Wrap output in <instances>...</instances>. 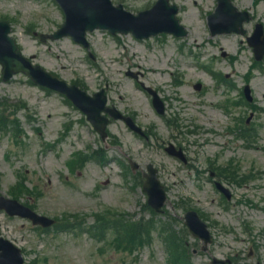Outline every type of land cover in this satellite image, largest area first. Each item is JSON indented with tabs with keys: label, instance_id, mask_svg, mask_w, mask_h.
I'll return each mask as SVG.
<instances>
[{
	"label": "rangeland",
	"instance_id": "374dc122",
	"mask_svg": "<svg viewBox=\"0 0 264 264\" xmlns=\"http://www.w3.org/2000/svg\"><path fill=\"white\" fill-rule=\"evenodd\" d=\"M111 1L136 13L156 0ZM231 1L252 16L244 24V35L211 37L206 18L216 0H171L179 7L177 18L187 30L185 37L136 40L130 34L110 36L96 30L86 33L89 48L85 49L68 37L40 42L35 36L51 34L63 22L52 0H0V20L11 25V36L25 56L68 85L76 83L89 94L104 90L108 106L122 114L132 113L148 135L147 140L134 136L121 121H112L107 131L118 143L110 144L111 138L104 143L64 97L16 75L0 83V113L6 114L9 124L19 121L26 136L18 137L24 144L15 145L12 136L0 135V194L32 192L21 202L29 201L37 213L50 218L77 220L82 230L97 215L153 218L176 232L178 244L187 241L183 250H192L193 264H211V257L231 258V264H264V74L250 68L252 52L246 44L254 24H264V0ZM260 63L264 65V59ZM153 67L165 70L146 71ZM141 84L163 101V115L152 108ZM244 86L252 98L247 105L240 103ZM225 98L239 104L224 111L219 105ZM236 118L242 120L239 125L248 126L253 145L245 148L246 143L235 137ZM66 125L69 132L63 134ZM169 144L183 151L187 164L165 154ZM75 151L98 154L105 162L93 159L71 170L66 161L78 160L71 157ZM129 160L139 166L136 172ZM147 164L157 169L167 192L164 213L154 216L145 206L141 189ZM223 167L233 170L238 183L222 176ZM211 173L230 190L228 205L208 180ZM17 174L23 176L21 185H17ZM190 209L206 217L211 226L213 242L205 253L184 228L183 215ZM52 229L41 233L0 211V236L25 251V264H169L159 226L151 229V243L131 255L113 251L85 231L76 235Z\"/></svg>",
	"mask_w": 264,
	"mask_h": 264
},
{
	"label": "water",
	"instance_id": "95a60500",
	"mask_svg": "<svg viewBox=\"0 0 264 264\" xmlns=\"http://www.w3.org/2000/svg\"><path fill=\"white\" fill-rule=\"evenodd\" d=\"M62 4L66 8H70L69 15L75 16L79 23L82 25V31L86 28L93 29L95 27H110L115 26L119 22L124 23V31H132L136 33L135 28L139 27L142 23L149 26L147 29L148 31L144 34H141L140 37L148 36L157 33L158 31L164 30L173 32L176 35H183L181 28L177 26L176 21L173 18V14L175 13V8L167 7V0H159L156 4L154 10L144 13L140 15L138 18H130L129 16L122 15L119 11L110 10L108 4L105 0H60ZM67 10V9H66ZM225 14L228 16L233 15V9L230 7L227 0H219V7L217 9L216 14L213 17H216L219 14ZM245 18L244 15L239 16V20L236 21V24L233 27V23L230 24L228 29H223L222 31H229V30H237V27L240 26V22ZM2 26L6 29L5 25ZM0 25V28H2ZM259 29V28H258ZM213 32L218 30L212 29ZM3 31L0 34V62L4 64L5 69L9 71L10 67L15 66L13 63L14 61L11 60H18L21 61L18 55H15V47L11 40L6 37V34ZM137 34V33H136ZM258 34H255L256 37L260 38V30H258ZM138 35V34H137ZM260 42V43H259ZM259 53H263L264 49V41H256ZM10 48L11 52L14 56L13 59H7L6 50ZM12 56V55H11ZM12 56V57H13ZM18 65V64H17ZM44 82V81H42ZM63 90L64 88H59ZM161 203L157 204L159 207Z\"/></svg>",
	"mask_w": 264,
	"mask_h": 264
},
{
	"label": "bare ground",
	"instance_id": "6f19581e",
	"mask_svg": "<svg viewBox=\"0 0 264 264\" xmlns=\"http://www.w3.org/2000/svg\"><path fill=\"white\" fill-rule=\"evenodd\" d=\"M112 70H115V67H110ZM63 69H65V67L63 68ZM165 69H163V68H156V67H153V69L151 70L150 68H146V71L147 72H152V73H161V72H163ZM122 98V97H121Z\"/></svg>",
	"mask_w": 264,
	"mask_h": 264
}]
</instances>
